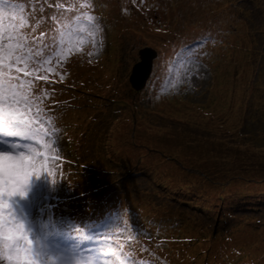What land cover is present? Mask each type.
<instances>
[{"label":"rangeland","instance_id":"1","mask_svg":"<svg viewBox=\"0 0 264 264\" xmlns=\"http://www.w3.org/2000/svg\"><path fill=\"white\" fill-rule=\"evenodd\" d=\"M20 43L0 107L39 132L10 199L39 264H264V0H0Z\"/></svg>","mask_w":264,"mask_h":264},{"label":"snow or ice","instance_id":"2","mask_svg":"<svg viewBox=\"0 0 264 264\" xmlns=\"http://www.w3.org/2000/svg\"><path fill=\"white\" fill-rule=\"evenodd\" d=\"M86 18L89 21L93 20L91 16H87ZM96 27L99 28V25ZM19 47H22V43L0 46V63L13 58L19 61L21 59L20 56H12L13 49ZM41 79L46 80L47 77H41ZM0 100L9 107L18 102L15 93L11 96L4 95L0 97ZM38 135V130L32 126L30 121L17 119L12 111L0 107V142L8 146V150H0V158L8 162L2 169V175H0V201L7 203L16 195H26L25 188L29 183V176L31 175L28 169L36 163L35 157L40 155L32 147V142ZM45 135L48 134L45 133ZM20 141H24V143ZM25 152H31L33 155H26ZM35 175L40 176L41 174L36 173ZM29 244L32 245L30 252L32 258L39 259L40 254L36 252L31 239L29 240Z\"/></svg>","mask_w":264,"mask_h":264},{"label":"clouds","instance_id":"3","mask_svg":"<svg viewBox=\"0 0 264 264\" xmlns=\"http://www.w3.org/2000/svg\"><path fill=\"white\" fill-rule=\"evenodd\" d=\"M7 163L0 158V175ZM30 231L15 213L11 200L0 201V264H39L30 254Z\"/></svg>","mask_w":264,"mask_h":264},{"label":"water","instance_id":"4","mask_svg":"<svg viewBox=\"0 0 264 264\" xmlns=\"http://www.w3.org/2000/svg\"><path fill=\"white\" fill-rule=\"evenodd\" d=\"M157 55V50L152 46H144L139 50L140 59L132 66V71L129 80L136 90H140L145 86V83L151 73L153 59Z\"/></svg>","mask_w":264,"mask_h":264},{"label":"trees","instance_id":"5","mask_svg":"<svg viewBox=\"0 0 264 264\" xmlns=\"http://www.w3.org/2000/svg\"><path fill=\"white\" fill-rule=\"evenodd\" d=\"M166 211H167L168 215H166V213H163L164 215L162 214L163 216L161 218L153 219V220L148 221V222L145 221L144 223L147 225H153V224L157 225L158 224V226L161 228L164 226V224L166 226H170L172 228H178L180 226V224L185 220L186 216H188L186 214L181 213L179 210L174 211V210H170V209L166 208L165 212ZM221 217L223 218V216H221ZM159 220H161V221H159ZM196 221L198 222V220H196ZM62 238H64V236Z\"/></svg>","mask_w":264,"mask_h":264},{"label":"bare ground","instance_id":"6","mask_svg":"<svg viewBox=\"0 0 264 264\" xmlns=\"http://www.w3.org/2000/svg\"><path fill=\"white\" fill-rule=\"evenodd\" d=\"M195 55V54H194ZM139 58H140V56H139ZM200 58V57H199Z\"/></svg>","mask_w":264,"mask_h":264}]
</instances>
